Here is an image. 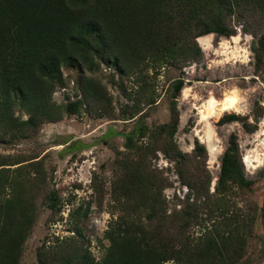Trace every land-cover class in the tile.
Masks as SVG:
<instances>
[{"label": "trees", "instance_id": "obj_1", "mask_svg": "<svg viewBox=\"0 0 264 264\" xmlns=\"http://www.w3.org/2000/svg\"><path fill=\"white\" fill-rule=\"evenodd\" d=\"M230 19L253 36L255 72L264 82V0H0V143L34 137L45 123L94 107L97 116L132 121L157 102L153 78L159 69L170 65L180 72L167 88L169 120L154 127L142 121L126 135L112 174L94 173L99 204L110 194L109 205L118 214L105 231L109 245L102 258L96 260L83 227L94 202L88 200L71 213L72 234L54 244L44 241L34 264H255L248 241L256 222L264 221V200L244 213L235 210V198L254 184L239 135H229L214 191L206 145L195 137L188 152L176 139L183 69L203 63L201 37L237 33ZM102 64L116 69L118 76L109 74L108 81L127 100L117 113L107 88L94 77ZM64 66L80 69L81 93L61 105L54 94L67 85ZM252 118L227 113L218 124L239 122L247 133L256 132L264 122L258 101ZM193 125L191 117L184 129ZM159 153L174 163L188 188L182 208L173 214L165 195L173 182L154 163ZM37 157L0 155V264H25L26 245L42 210L48 208L55 221L62 211L61 194ZM206 216H214V222L193 236Z\"/></svg>", "mask_w": 264, "mask_h": 264}, {"label": "rangeland", "instance_id": "obj_2", "mask_svg": "<svg viewBox=\"0 0 264 264\" xmlns=\"http://www.w3.org/2000/svg\"><path fill=\"white\" fill-rule=\"evenodd\" d=\"M229 23L237 29V33L231 37L211 34L209 37L213 40L214 49L206 47L207 35L201 37L198 42L204 54L203 63L188 65L183 69L182 75L186 83L178 97L181 115L176 139L183 151H192L195 137L206 145L209 153L207 166L213 176L211 191H214L229 135L232 132L239 135L246 173L254 180L251 190L244 191L235 198V210L244 213L251 206L263 205L264 122L260 121L256 132L247 133L239 122L220 125L218 121L227 113L249 116L252 121L255 102H260L264 107V82L255 72V56L251 50L253 36L236 27L234 19H230ZM63 72L67 85L54 94L55 101L61 105L74 100L76 94L81 93L78 85L80 69L64 66ZM179 73V70L170 65H163L159 69V73L153 78L157 102L146 105L144 113L132 121L112 119L106 115L97 116L98 111L94 107L95 110L92 108L90 112L81 111L79 114L64 115L60 121L47 122L34 137L0 143V155L8 159L14 160L20 156L24 158L38 156L35 160L42 159L50 185L59 191L64 202L56 221L53 217L49 218L48 208L42 210L26 245L25 264L37 262V250L44 241L54 244L58 239L72 234L71 213L74 208L88 200L94 202L83 227L91 241L90 248L96 260L102 258L105 246L109 245L104 238L105 231L118 214L113 213L109 205L110 194H106L99 204L92 186L94 173L101 176L112 174L114 160L117 152L124 149L126 135L133 134L142 121L154 127L169 120L170 93L167 88ZM109 74L118 76L115 68L102 64L94 77L107 88L112 98V109L117 113L120 110V103H126L127 100L117 87L110 84ZM126 84L129 88L135 89L131 81L126 80ZM227 97L237 98L239 109L225 111L217 118L209 116V108L215 104H222ZM19 113L17 111L16 115ZM205 115L207 117L203 118ZM191 117L194 119V125L187 131L184 128ZM154 163L163 169L173 182V185L165 190L169 203L168 212L173 214L182 208L188 188L180 183L174 163L162 153L158 154V159ZM105 187L108 190L109 184ZM212 218L214 216L208 220L206 216L204 225L200 224L193 229V236L199 237L206 226L210 227L215 220ZM218 218L217 222L225 223L224 217ZM248 256L255 264H264V221L258 220L255 224L254 235L248 241ZM165 264L176 263L169 261Z\"/></svg>", "mask_w": 264, "mask_h": 264}, {"label": "bare ground", "instance_id": "obj_3", "mask_svg": "<svg viewBox=\"0 0 264 264\" xmlns=\"http://www.w3.org/2000/svg\"><path fill=\"white\" fill-rule=\"evenodd\" d=\"M237 99V98H236ZM234 98L227 97L222 104H215L214 106H211L209 108V116L212 117H219L223 112L228 111V110H235L237 111L239 108L237 106V101ZM239 103V102H238ZM207 116H203V118H206ZM248 162V160H247Z\"/></svg>", "mask_w": 264, "mask_h": 264}, {"label": "crops", "instance_id": "obj_4", "mask_svg": "<svg viewBox=\"0 0 264 264\" xmlns=\"http://www.w3.org/2000/svg\"><path fill=\"white\" fill-rule=\"evenodd\" d=\"M211 34H208L207 36V40H206V42H205V44H206V47L208 48V49H211V48H213L214 49V46H213V40L212 39H210V36ZM232 52H233V50H231Z\"/></svg>", "mask_w": 264, "mask_h": 264}]
</instances>
